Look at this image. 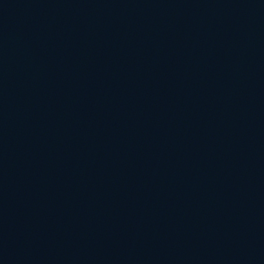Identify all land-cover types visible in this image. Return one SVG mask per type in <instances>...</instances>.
I'll use <instances>...</instances> for the list:
<instances>
[{"label": "water", "instance_id": "95a60500", "mask_svg": "<svg viewBox=\"0 0 264 264\" xmlns=\"http://www.w3.org/2000/svg\"><path fill=\"white\" fill-rule=\"evenodd\" d=\"M0 264H264V0H0Z\"/></svg>", "mask_w": 264, "mask_h": 264}]
</instances>
